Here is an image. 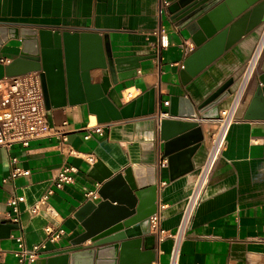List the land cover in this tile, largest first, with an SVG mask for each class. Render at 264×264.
<instances>
[{
	"label": "crops",
	"instance_id": "obj_1",
	"mask_svg": "<svg viewBox=\"0 0 264 264\" xmlns=\"http://www.w3.org/2000/svg\"><path fill=\"white\" fill-rule=\"evenodd\" d=\"M173 1L0 0V25L60 33L91 32L106 37L114 58L140 57L135 73L125 70L122 72L125 79L108 89L107 97L115 107H122L152 88L156 97L153 115L103 124H98L95 115L89 114L85 103L77 98L71 105L66 100L59 106H45L49 126L59 127L66 123L63 128L67 132L65 144L60 145L50 136L34 140L28 147L14 145L8 150L0 149V224L12 222L18 225L7 238H0V264H20L12 251L16 247V237L22 235L24 239V229H28V239L34 242H41L45 225L64 231L53 245L48 246L45 256L69 249L70 242L83 232L80 223L92 210L86 207L88 193L97 191L101 185L98 179L103 173L106 170L121 173L128 167L142 164L155 166L156 203L163 205L160 222L163 240L158 242L156 237L150 238L147 244L153 247L151 264L170 263V236L179 225L207 146L203 144L191 158L193 169L190 172L170 179L166 160L161 157L163 141L159 123L161 120H192L169 117L168 107L163 102L185 96L198 105L228 79H233L234 90L262 28L261 24L241 36L185 83L180 75L181 68L196 48L187 31L178 30L170 19L167 6ZM159 28L167 39V45L160 51L155 48L158 42L155 32ZM21 49L20 40H10L0 48V58L12 61ZM47 64L52 65L51 57H47ZM263 68L264 52L238 112L250 84ZM3 71L0 65V75ZM54 71L51 69L45 77L49 90L54 87L51 80ZM103 73L100 69L91 70V84L99 83ZM128 91L135 95L133 99L125 97ZM229 101L230 96L218 105V111ZM198 123L214 124L209 120ZM95 125L102 126V135L91 132L90 137L84 139ZM90 156L94 158L91 164L87 161ZM63 165L78 168L73 184L53 189L46 202L50 213L32 216L27 210L28 204L45 191ZM14 167L28 170L29 174L11 181L8 177ZM176 171L181 172L180 169ZM12 195L25 197L16 222L7 205V199ZM99 201L100 198L92 203ZM37 216L39 218L34 219ZM89 245L87 241L82 246ZM43 261L40 257L34 264H43ZM177 264H264V120H238L229 127L221 156L192 209L180 242Z\"/></svg>",
	"mask_w": 264,
	"mask_h": 264
},
{
	"label": "water",
	"instance_id": "obj_2",
	"mask_svg": "<svg viewBox=\"0 0 264 264\" xmlns=\"http://www.w3.org/2000/svg\"><path fill=\"white\" fill-rule=\"evenodd\" d=\"M167 11L174 26L185 29L196 48L181 68L180 75L186 83L241 36L262 24L264 0H175L167 6ZM13 39L22 42V49L17 58L2 66L0 78L39 72L46 107L59 106L66 100L71 105L77 98L85 103L89 114L95 115L98 124L156 112L153 88L120 108L108 99L110 86L125 79L122 77L125 70L135 73L141 58H114L106 37L91 32L60 33L0 25V48ZM47 57L52 59L50 66ZM51 69L55 70L51 79L54 87L49 90L45 77ZM94 69L104 72L97 84H91L90 71ZM234 86L233 79H228L198 105L185 96L169 99V117L192 120L159 123L163 141L161 157L166 160L170 179L193 169L191 158L203 144L209 145L217 128L216 124L204 126L198 122L216 120L218 105L231 95ZM237 119L264 120V68L250 84ZM115 172L106 170L98 179L101 185L96 193L100 201L96 204L87 201L86 207L92 210L80 223L83 232L70 242L69 249L42 255L43 264H151L154 261L153 247L147 244L150 238L155 239L149 234L148 217L156 210V168L153 164H142ZM43 192L28 206L38 201ZM17 228L16 223H1L0 238H7ZM24 233L28 249L40 243L28 239V229ZM41 236L45 237L43 230ZM87 241L90 245L83 247Z\"/></svg>",
	"mask_w": 264,
	"mask_h": 264
},
{
	"label": "built area",
	"instance_id": "obj_3",
	"mask_svg": "<svg viewBox=\"0 0 264 264\" xmlns=\"http://www.w3.org/2000/svg\"><path fill=\"white\" fill-rule=\"evenodd\" d=\"M155 34L158 36V42L155 48L160 51L167 45L166 35L161 28H159ZM263 34L264 21L262 23L258 42ZM258 42L245 64L240 78L237 80L236 87L230 95L229 103L218 111V118L212 121L217 126L216 131L212 134L211 141L209 145H207L205 159L199 168L196 183L182 211L179 225L174 234L170 236L172 248L169 264H177L180 242L189 223L192 209L198 201L201 191L210 178L221 156L229 127L238 121L237 113L239 106L258 64L254 63L253 71L250 73L248 72L253 62ZM10 62V59L0 58V65L3 67L7 66ZM125 97L127 99H133L135 95H133L132 91H128ZM163 105L167 106L168 102L164 101ZM65 126L66 123H63L59 127L48 125L38 72H28L0 78V149L8 150L14 145L28 147L32 141L50 136L56 138L60 145H63L67 142V132L63 129ZM91 132L102 135V126H93L92 131H88L83 138L88 139ZM87 161L91 164L94 162V158L90 156L87 158ZM78 173V168L74 166H61L39 200L27 207L28 212L32 216L40 215L42 212L50 213L51 209L46 205V202L48 197L54 192L53 189H60L64 185L73 184L75 176ZM28 174V170L14 167L10 171L8 178L13 181L19 176H27ZM87 198L90 201H95L99 196L96 191H91L88 193ZM22 203H25V197L23 195H12L7 199V205L11 211L10 214L15 216L14 222L17 221V217L20 214L19 207ZM42 206L44 208H42ZM162 209L163 205L159 202L156 203L155 212L148 217L149 233L154 235L158 242L163 240L164 234V231L160 227ZM43 233L45 237L38 245H34L31 249L26 247L22 235L16 237V247L12 252L13 256L20 264H34L45 254L48 246L53 245L64 234V231L62 229H54L50 225H45L43 227Z\"/></svg>",
	"mask_w": 264,
	"mask_h": 264
},
{
	"label": "bare ground",
	"instance_id": "obj_4",
	"mask_svg": "<svg viewBox=\"0 0 264 264\" xmlns=\"http://www.w3.org/2000/svg\"><path fill=\"white\" fill-rule=\"evenodd\" d=\"M263 52H264V34L261 37L260 41L258 42L253 62H252L251 66L249 67V70H248L249 73L253 71L254 63L256 64V63L260 62V60L263 56Z\"/></svg>",
	"mask_w": 264,
	"mask_h": 264
}]
</instances>
